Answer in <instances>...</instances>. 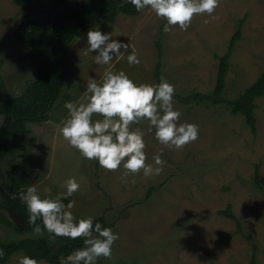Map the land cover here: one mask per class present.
I'll return each mask as SVG.
<instances>
[{
  "label": "rangeland",
  "instance_id": "rangeland-1",
  "mask_svg": "<svg viewBox=\"0 0 264 264\" xmlns=\"http://www.w3.org/2000/svg\"><path fill=\"white\" fill-rule=\"evenodd\" d=\"M83 1L67 0L65 5ZM49 5V0H40L23 11L12 0H0V82L7 93L23 91L36 74L25 59L30 48L15 37V31L29 19L43 22ZM165 24L145 8L137 16L119 14L113 24L102 23L74 38L69 44L68 77L49 119L29 123L26 135L7 143L10 152L1 162L4 176L13 184L37 170L34 181L21 188L26 193L28 187H36L42 199H56L66 192L64 182L75 178L80 188L67 198L73 207L68 209L67 204L65 210L72 212L76 223L103 217L102 228H111L119 237L112 245L111 258H98L96 264H251L252 259L264 264V95L255 100L254 134L244 117L231 114L226 104H200L192 98L198 93L212 95L219 58L227 52L237 28L240 37L219 97L223 102L236 99L262 73L264 0H219L212 16H194L186 31L175 26L165 32ZM97 29L128 44L127 51L121 50L122 56L108 65L96 64V53L84 54L87 32ZM158 42L162 49L159 69ZM133 52L138 65L127 62ZM105 71H123L137 85H157L165 78L175 88L173 108L181 113L178 125L198 126V139L177 150L161 145L155 130L148 132L147 121L132 125L133 130L144 132L146 163L155 167V154L166 161L159 175L145 177L141 171L125 177L122 165L117 171H106L62 138L59 129L69 116L65 103L78 105L89 77L102 83ZM99 119L92 117L93 122ZM228 206L239 225L218 213ZM28 236L32 234L19 235L0 225V241ZM22 257L17 253L7 264H19Z\"/></svg>",
  "mask_w": 264,
  "mask_h": 264
},
{
  "label": "clouds",
  "instance_id": "clouds-1",
  "mask_svg": "<svg viewBox=\"0 0 264 264\" xmlns=\"http://www.w3.org/2000/svg\"><path fill=\"white\" fill-rule=\"evenodd\" d=\"M136 11L150 8L157 18L166 21L163 30L170 32L178 26L186 31L196 15L212 16L219 6V0H128ZM215 18V17H213ZM207 23V21H205ZM88 44L85 55L96 53L94 62L108 65L114 57L122 56L128 44L113 40L110 33L89 30L86 34ZM129 65H138L140 60L135 52L127 56ZM175 88L165 78L157 85L134 83L123 71L113 73L105 71L102 83L89 77L85 96L77 105L66 102L64 107L69 116L63 121L59 131L68 145L76 149L87 160H96L106 171H117L123 166L126 177L141 171L145 177L159 175L166 164L160 154L153 156L155 167L147 164L144 132L132 129L133 124L148 122V132L155 130V139L164 146L182 149L198 139V126L181 123V113L173 108ZM162 113V114H161ZM93 115L102 119L93 122ZM4 118L0 117V125ZM134 183V181H133ZM66 192L56 199H42L34 186L26 193L18 194L29 213L28 223L34 225L33 232L42 234L37 219H42L43 229L53 237H65L71 240L83 239L84 247L74 251L62 264H96L98 258H111L112 245L119 238L111 228L100 223L93 226L92 218L74 222L71 211L65 210L62 198L71 197L80 188L75 178L65 182ZM13 198H16L15 196ZM72 203L67 205L68 209ZM98 235H93V233ZM4 255L0 250V257ZM19 264H38L36 259L24 256Z\"/></svg>",
  "mask_w": 264,
  "mask_h": 264
},
{
  "label": "trees",
  "instance_id": "trees-1",
  "mask_svg": "<svg viewBox=\"0 0 264 264\" xmlns=\"http://www.w3.org/2000/svg\"><path fill=\"white\" fill-rule=\"evenodd\" d=\"M12 1L23 11L27 10L29 5L34 6L40 2V0ZM49 2L43 22L29 19L22 22L15 31V37L30 48L25 59L32 63L36 71L33 81L26 84L23 91L15 94L5 92L0 82V90L3 91L0 97V115L4 117L3 124L0 126V225L13 228L19 235L32 234V236L7 242L0 241V250L4 253L0 257V264H7L17 253H22L23 257L36 259L38 264L41 261L48 264H62V258L84 247L83 239L71 240L51 236L43 229L40 218L36 223L40 225L42 234L39 236L34 234V225L28 223L27 207L18 198V194L24 193L21 185L28 182L21 177V180L13 184L9 183L4 176L1 162L10 152L7 143L26 135L29 132V123H41L49 119L48 113L53 108L62 85L68 77L70 42L74 38L84 36L90 28L102 23L113 24L119 14L131 17L137 16L140 12L136 11L128 0H84L82 4L72 6L65 5L67 0H49ZM239 37L240 28H237L229 41L227 52L219 58L218 77L212 95L198 93L192 98L200 104H226L231 114L244 117L250 132L254 134L256 132L255 100L264 95V70L236 99L223 102L219 97L224 89L229 58ZM157 59V69H159L162 63L160 42L157 46ZM2 64L3 60L0 57V69ZM258 176V166H256L255 184ZM14 196L16 198H13ZM61 202L66 207L69 201L67 198H62ZM218 213L236 221L239 225L230 206ZM14 214L23 218L24 229L16 227L13 221ZM97 222L103 225V217L93 220V226ZM45 234L53 239H46L43 236ZM251 264H255V259H252Z\"/></svg>",
  "mask_w": 264,
  "mask_h": 264
},
{
  "label": "water",
  "instance_id": "water-1",
  "mask_svg": "<svg viewBox=\"0 0 264 264\" xmlns=\"http://www.w3.org/2000/svg\"><path fill=\"white\" fill-rule=\"evenodd\" d=\"M0 97H1V94H0ZM37 173L38 171H33L27 175H25V179L28 183H32L34 181V179L36 178L37 176ZM13 221L16 225L17 228L19 229H24L25 228V222L23 220V218L17 214H14L13 215Z\"/></svg>",
  "mask_w": 264,
  "mask_h": 264
}]
</instances>
